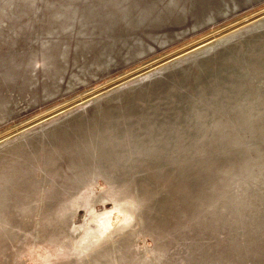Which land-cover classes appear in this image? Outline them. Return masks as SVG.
Here are the masks:
<instances>
[{"label": "rangeland", "instance_id": "rangeland-1", "mask_svg": "<svg viewBox=\"0 0 264 264\" xmlns=\"http://www.w3.org/2000/svg\"><path fill=\"white\" fill-rule=\"evenodd\" d=\"M264 0H0V264H264Z\"/></svg>", "mask_w": 264, "mask_h": 264}, {"label": "bare ground", "instance_id": "bare-ground-1", "mask_svg": "<svg viewBox=\"0 0 264 264\" xmlns=\"http://www.w3.org/2000/svg\"><path fill=\"white\" fill-rule=\"evenodd\" d=\"M264 16V12H262L260 15H258V17H263Z\"/></svg>", "mask_w": 264, "mask_h": 264}]
</instances>
